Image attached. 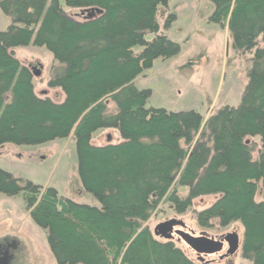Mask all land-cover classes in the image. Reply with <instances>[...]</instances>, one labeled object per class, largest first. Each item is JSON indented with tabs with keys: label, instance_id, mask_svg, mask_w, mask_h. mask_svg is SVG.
<instances>
[{
	"label": "trees",
	"instance_id": "1",
	"mask_svg": "<svg viewBox=\"0 0 264 264\" xmlns=\"http://www.w3.org/2000/svg\"><path fill=\"white\" fill-rule=\"evenodd\" d=\"M167 1L0 0L11 21L0 31V144L34 145L72 133L82 188L100 202H75L0 168V193L22 196L33 222L47 231L57 264H194L145 223L162 200L183 213L208 194L219 197L197 212L198 225L240 222L242 258L264 264V0H209V21L227 26L232 47L251 53V62L240 103L204 121L193 109L147 107L151 90L134 85L154 59L180 52L158 33L157 8ZM30 42L60 65L48 86L63 91L62 102L37 96L33 73L15 57L14 49ZM104 128L117 129L122 140L92 145V134ZM253 137L260 143L255 159ZM177 187L188 188L185 198Z\"/></svg>",
	"mask_w": 264,
	"mask_h": 264
},
{
	"label": "rangeland",
	"instance_id": "2",
	"mask_svg": "<svg viewBox=\"0 0 264 264\" xmlns=\"http://www.w3.org/2000/svg\"><path fill=\"white\" fill-rule=\"evenodd\" d=\"M61 5L67 13L78 12L63 2ZM212 10L213 4L209 0H168L165 5L158 6V33L177 42L180 52L170 58L154 59L151 67L134 79L137 88L151 90L147 107L168 111L193 109L201 114L204 121L221 106L240 103L248 80L251 53L234 50L227 26L209 21ZM172 15H175L174 19L166 26ZM10 22L0 9V31L6 30ZM152 37L151 34L146 35L147 40ZM258 42V46L264 48L262 36ZM141 48L137 46L135 51L139 52ZM14 55L33 73L32 82L37 96L47 97L56 103L64 100L65 95L60 88L48 86L51 75L60 66L50 51L30 42L28 46L16 47ZM114 110V102L109 101L108 111ZM121 140L117 129L104 128L92 134L90 143L104 146ZM250 142L255 159L260 150L259 138H250ZM0 168L16 177L54 187L61 197L100 206V202L82 188L72 133L34 145L0 144ZM176 190L181 198L188 194L187 187H177ZM218 197L219 194H208L193 198L183 213L176 212L172 203L162 200L145 224L151 233L158 223L169 219L181 220L185 224L183 230L195 236L204 233L216 239L220 235L236 233L239 247L231 254L226 249L219 253L197 254L175 234L172 241L194 264H251L241 256L243 226L240 222L220 226L218 220L213 219L208 228L197 223V212L209 207ZM255 199H261L260 191L255 194ZM154 237L165 240L160 236ZM0 264H57L48 246L47 231L33 222L20 194L9 196L0 193Z\"/></svg>",
	"mask_w": 264,
	"mask_h": 264
},
{
	"label": "water",
	"instance_id": "3",
	"mask_svg": "<svg viewBox=\"0 0 264 264\" xmlns=\"http://www.w3.org/2000/svg\"><path fill=\"white\" fill-rule=\"evenodd\" d=\"M180 226L181 228H175ZM185 224L181 220L169 219L158 223L154 229L153 234L160 236L166 240H172L173 234L178 236L191 250L197 254H213L218 253L224 249L227 244V253H234L239 247V239L236 233L226 234L222 240H217L208 235L201 233L197 236L191 232L183 230Z\"/></svg>",
	"mask_w": 264,
	"mask_h": 264
},
{
	"label": "flooded vegetation",
	"instance_id": "4",
	"mask_svg": "<svg viewBox=\"0 0 264 264\" xmlns=\"http://www.w3.org/2000/svg\"><path fill=\"white\" fill-rule=\"evenodd\" d=\"M174 228H175V227H174ZM224 236H225V234H224V235H220V236L216 237V239H217V240H222ZM224 249H226V251H227V249H228L227 244H225ZM224 249H222V250H224ZM222 250H221V251H222ZM221 251H220V252H221ZM218 253H219V252H218Z\"/></svg>",
	"mask_w": 264,
	"mask_h": 264
}]
</instances>
